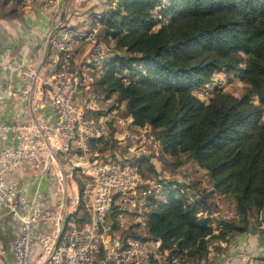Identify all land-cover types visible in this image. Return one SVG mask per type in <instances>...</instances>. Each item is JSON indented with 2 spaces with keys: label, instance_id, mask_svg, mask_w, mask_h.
Segmentation results:
<instances>
[{
  "label": "built area",
  "instance_id": "built-area-1",
  "mask_svg": "<svg viewBox=\"0 0 264 264\" xmlns=\"http://www.w3.org/2000/svg\"><path fill=\"white\" fill-rule=\"evenodd\" d=\"M118 2L108 0L91 12L82 30L57 14L45 56L16 71L22 83L12 96L20 108L12 121H0V207L21 222L25 216L32 220L22 223L11 243L15 264H35L36 245L44 247V241L52 244L44 264H217L223 239L212 241L207 256L189 259L151 235L149 214L154 199L165 198L166 186L146 174L141 159L159 154L161 141L151 125L125 113V101L102 92L99 82L108 44L116 45L106 19ZM22 169L53 177L52 197L39 189L28 195L16 177ZM199 215L214 218L216 236L223 220L240 218L237 209Z\"/></svg>",
  "mask_w": 264,
  "mask_h": 264
},
{
  "label": "trees",
  "instance_id": "trees-1",
  "mask_svg": "<svg viewBox=\"0 0 264 264\" xmlns=\"http://www.w3.org/2000/svg\"><path fill=\"white\" fill-rule=\"evenodd\" d=\"M9 1L0 0V15L22 2L8 8ZM106 21L126 54L105 64L101 91L125 101L137 124L151 125L163 152L186 155L212 181V191L191 202L182 190L189 181L155 175L166 189L153 201L151 235L189 259L207 256L214 239L247 231L264 211V0H119ZM232 72L247 80L241 96L197 94L216 74ZM152 161L141 159L156 174ZM214 193L231 194L240 213L223 220L219 236L212 234L214 218L199 215L220 209L207 200Z\"/></svg>",
  "mask_w": 264,
  "mask_h": 264
},
{
  "label": "crops",
  "instance_id": "crops-1",
  "mask_svg": "<svg viewBox=\"0 0 264 264\" xmlns=\"http://www.w3.org/2000/svg\"><path fill=\"white\" fill-rule=\"evenodd\" d=\"M108 0H22L13 14L0 15V121L10 122L20 104L13 90L21 84L16 75L19 67L36 65L48 51V36L54 30L55 18L61 14L73 28L86 27L89 15L101 11ZM14 5L10 0L7 7ZM50 49V48H49ZM22 107V105H21ZM5 144L0 138V149ZM28 195L36 189L47 197L55 190L54 178L34 171L20 170L16 174ZM221 194L220 209L232 212L233 200ZM22 222L8 209L0 207V264H15L10 246L20 233ZM217 264H264V215L255 214L244 232H235L229 240L217 246Z\"/></svg>",
  "mask_w": 264,
  "mask_h": 264
},
{
  "label": "rangeland",
  "instance_id": "rangeland-1",
  "mask_svg": "<svg viewBox=\"0 0 264 264\" xmlns=\"http://www.w3.org/2000/svg\"><path fill=\"white\" fill-rule=\"evenodd\" d=\"M108 52H109V60L112 56L116 54H126L125 49H120L117 48L116 45H110V44H108ZM104 70L105 69L103 68L102 71L103 73ZM214 78L215 81L205 89V91L208 94L201 95L200 93H197L206 100H208L210 96H213L216 92L220 90L224 92L232 93L236 96H241L247 90L248 87L246 78L234 72L228 74L219 73L216 74ZM255 101L258 102L257 97H255ZM159 152H160L159 154L153 157V161H152L153 162L152 164H154V166L156 167V174L151 169L148 163L146 162L144 163V169L147 175L150 174L152 176L155 175L159 177L161 176L163 178H167V180H178L179 182L182 183L189 181L190 187L188 191L190 192L192 197H188L187 196L188 193H186L187 196L186 199L187 201H191V202H193V200L188 198H194V197L201 198L202 195L208 194L210 191H212L213 189L212 181L206 169L201 168L196 162H194L192 159H189L186 155H183L182 159H178L163 151H159ZM182 190L186 191L187 190L186 186ZM219 195L221 194L214 193L212 196H209L207 200L208 201L216 200L215 202H217L219 206L221 201L220 198H218ZM232 198L233 196L231 194H227L225 197V199L230 202ZM218 211L223 212L221 209H219ZM261 213L264 215V211L260 212L259 214Z\"/></svg>",
  "mask_w": 264,
  "mask_h": 264
},
{
  "label": "clouds",
  "instance_id": "clouds-1",
  "mask_svg": "<svg viewBox=\"0 0 264 264\" xmlns=\"http://www.w3.org/2000/svg\"><path fill=\"white\" fill-rule=\"evenodd\" d=\"M27 147V145L25 146ZM54 163V161H53ZM4 185L3 184H0V188H3ZM11 199V197H10ZM53 200H55V196L53 197ZM31 220L32 218L29 217V216H25L22 218V223L24 224H28V223H31ZM24 229L21 228V231H23ZM2 245H0V249H2ZM63 251V249H62ZM40 252H43V256L40 258V259H36V256L39 255ZM52 252V244L48 241H44V247H41L39 244L36 245V248H35V255H33L32 259L35 261V264H44L45 261L48 260L50 254ZM75 255L73 249L69 248L68 249V256L69 258L73 257ZM57 259H59V257H57Z\"/></svg>",
  "mask_w": 264,
  "mask_h": 264
}]
</instances>
